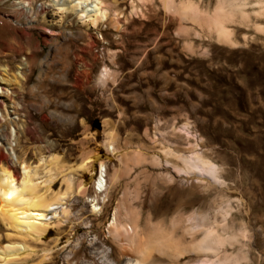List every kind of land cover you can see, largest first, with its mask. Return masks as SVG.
<instances>
[{"label":"rangeland","instance_id":"1","mask_svg":"<svg viewBox=\"0 0 264 264\" xmlns=\"http://www.w3.org/2000/svg\"><path fill=\"white\" fill-rule=\"evenodd\" d=\"M100 1L109 17L89 29L76 15H56L51 0H0V79L16 82L0 85V167L18 176L17 162L37 166L55 155L61 172L91 157L105 170L101 192L93 187L99 164L92 180L74 174L65 210L41 242L26 241L34 255L25 264H100L105 250L123 264L108 234L114 214L121 224L137 217L145 241L172 228L180 237L188 217L219 220L225 207L228 228L249 237L241 241L247 260L238 264H264V16L253 14L257 0H245L246 21L223 23L232 45L219 43L212 29L218 0ZM186 2L189 15L180 9ZM9 141L17 162L5 152ZM178 156L218 167L222 186L179 173ZM64 191L55 182L46 201ZM13 235L0 221V252L20 242ZM167 256L154 251L145 264L200 259Z\"/></svg>","mask_w":264,"mask_h":264},{"label":"bare ground","instance_id":"2","mask_svg":"<svg viewBox=\"0 0 264 264\" xmlns=\"http://www.w3.org/2000/svg\"><path fill=\"white\" fill-rule=\"evenodd\" d=\"M218 1H220V5L212 20V29L219 43L232 45L230 33L223 27V23H229L235 17H239L241 21H246L248 17L245 8L249 5L246 4L247 1L245 2V0ZM51 3L57 11L56 15H76L81 24L89 29H95L98 24L104 23L109 17L108 10L100 0H51ZM17 4L22 7L20 2ZM255 5L259 11H255L253 14L256 17H263L264 0H257ZM181 6V12L185 15L192 12V7L187 2L182 3ZM22 68L23 65L18 67V71ZM1 72L5 73L4 70ZM15 79L21 81L22 76L18 73ZM0 80L2 82L0 85L9 83L11 86L10 83H16L13 78L11 81L3 80V78ZM10 141L3 146L9 158L15 161L16 158L12 151L13 145ZM108 149L114 154L113 146L110 145ZM176 158L180 166L176 165L174 168L179 173L184 176L204 175L213 184L222 186L223 183L218 178V167L216 169L214 165L200 158V156L184 158L178 156ZM59 162L55 155L41 158L37 166L27 165L23 161L17 162L18 176L10 170L0 167V221L14 233L15 239L20 241L8 245L6 251L0 252V264H25L34 255V252L26 246V241L41 242L48 230L51 229L48 227L49 224L56 221L59 212L65 210L64 204L74 194V174L89 173L90 180H92L94 165L99 164L100 178L93 181V187L100 192L104 191L103 173L105 170L97 157H91L82 162L76 169H69L67 172L59 170ZM164 162L167 163V161ZM39 168H41L42 174L41 182H37ZM57 181H61L65 185V191L52 201L47 202L46 193ZM41 185L46 188L44 193L39 191ZM86 186L84 183L81 184L77 194ZM157 206L159 207V205ZM157 206L153 205L152 210L156 211L163 208V206L159 208ZM97 210L98 208L92 205V212L95 213ZM229 210L225 207L223 211L219 212V220L215 219L214 221H211L206 215L193 214L185 220L186 228H183L184 232L180 237H176L175 228H172L167 232H152L150 235H146L145 241L140 238V235H137V217L131 218L126 224H121L118 222L117 215L114 214L111 221L113 228H109L108 234L113 238L114 243L116 242L118 253L123 257V264H145L146 261L150 260L149 258L154 251L167 254L170 256H167L169 258L180 260L194 254L196 258H200L196 260L195 264H238L247 260V255L242 250L246 248L249 237L246 233L240 235V233L232 232L231 228H228ZM129 231L132 234H129ZM242 240L247 243L243 244ZM235 248L236 254L227 253L228 249L233 250ZM102 254L100 264H114L108 259L109 251L105 250ZM45 258H47L46 255L43 259Z\"/></svg>","mask_w":264,"mask_h":264},{"label":"water","instance_id":"3","mask_svg":"<svg viewBox=\"0 0 264 264\" xmlns=\"http://www.w3.org/2000/svg\"><path fill=\"white\" fill-rule=\"evenodd\" d=\"M96 126V125H95Z\"/></svg>","mask_w":264,"mask_h":264}]
</instances>
